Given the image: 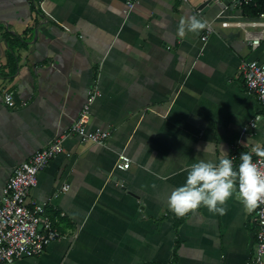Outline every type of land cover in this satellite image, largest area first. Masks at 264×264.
Here are the masks:
<instances>
[{
  "label": "crops",
  "instance_id": "0c3cea01",
  "mask_svg": "<svg viewBox=\"0 0 264 264\" xmlns=\"http://www.w3.org/2000/svg\"><path fill=\"white\" fill-rule=\"evenodd\" d=\"M204 2L0 0V204L16 166L69 129L90 90L88 128L111 132L104 145L69 134L71 154L39 173L30 200L62 236L13 264H252L256 207L237 190L224 214L167 204L192 163L264 145V106L240 68L264 63V34L253 48L241 27L222 25L251 18L243 4ZM192 15L205 27L179 36Z\"/></svg>",
  "mask_w": 264,
  "mask_h": 264
},
{
  "label": "built area",
  "instance_id": "2783aa9c",
  "mask_svg": "<svg viewBox=\"0 0 264 264\" xmlns=\"http://www.w3.org/2000/svg\"><path fill=\"white\" fill-rule=\"evenodd\" d=\"M254 0H241L240 4H250ZM133 1L128 2L127 12L134 7ZM235 24L241 27L253 48H257L264 34V11L259 17L223 21L222 25ZM214 30L211 24L202 36L207 39ZM241 71L246 78L247 88L255 93L264 106V63L258 59H249L241 63ZM98 91H89L80 115L69 129L58 134L47 146L38 150L31 158L19 163L3 188L2 203L0 204V264H13L18 259L40 255L46 247L62 236L52 218L47 216L44 203L31 202L30 195L39 180V173L51 159L58 154L70 151L64 146V140L69 134H77L82 142L106 144L111 134L110 130L97 127L88 128L91 116V106ZM7 104L14 105L13 92L4 90ZM254 124V122H252ZM230 157L234 166L240 162V153L234 146ZM258 167L264 169V158L253 156ZM131 164L129 156L120 154L117 167L126 169ZM67 188V185L64 186ZM255 221L259 228L256 231L255 253L252 264H264V203L256 206Z\"/></svg>",
  "mask_w": 264,
  "mask_h": 264
},
{
  "label": "clouds",
  "instance_id": "9594fccd",
  "mask_svg": "<svg viewBox=\"0 0 264 264\" xmlns=\"http://www.w3.org/2000/svg\"><path fill=\"white\" fill-rule=\"evenodd\" d=\"M205 27V21L196 15L179 21L177 33L196 32ZM256 120L261 117L256 116ZM255 126V124H254ZM252 152L264 158V145H254ZM252 152H241L240 162L234 166L233 159L222 155L217 161L201 159L188 166L184 182L174 187L167 196L168 207L177 215H184L201 204L209 211L224 214L225 202L238 194L247 209L264 203V169L253 160Z\"/></svg>",
  "mask_w": 264,
  "mask_h": 264
},
{
  "label": "water",
  "instance_id": "95a60500",
  "mask_svg": "<svg viewBox=\"0 0 264 264\" xmlns=\"http://www.w3.org/2000/svg\"><path fill=\"white\" fill-rule=\"evenodd\" d=\"M241 0H205V4L200 7H203L202 10L207 9L209 6H217L222 10H226L228 8L234 9L237 3H240Z\"/></svg>",
  "mask_w": 264,
  "mask_h": 264
},
{
  "label": "trees",
  "instance_id": "16d2710c",
  "mask_svg": "<svg viewBox=\"0 0 264 264\" xmlns=\"http://www.w3.org/2000/svg\"><path fill=\"white\" fill-rule=\"evenodd\" d=\"M243 8L251 15V18L259 17L260 13L264 11V0H254L250 4H243Z\"/></svg>",
  "mask_w": 264,
  "mask_h": 264
}]
</instances>
